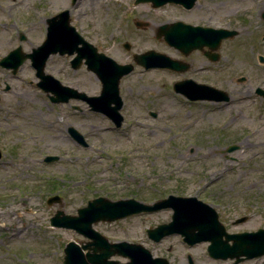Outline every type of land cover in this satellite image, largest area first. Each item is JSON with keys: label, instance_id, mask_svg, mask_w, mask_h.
I'll return each mask as SVG.
<instances>
[{"label": "rangeland", "instance_id": "374dc122", "mask_svg": "<svg viewBox=\"0 0 264 264\" xmlns=\"http://www.w3.org/2000/svg\"><path fill=\"white\" fill-rule=\"evenodd\" d=\"M207 7L210 19L199 7L197 17L186 21L235 29L238 36L222 42L216 63L206 64L199 52H192L187 60L193 67L184 73L145 71L134 65L119 82L124 121L118 129L82 102L50 103L36 86L29 61L16 76L7 74L11 89L0 100V264H62L68 242L87 240L73 230L50 226L49 219L56 211L76 215L97 196L148 202L168 194H195L218 204L216 210L223 208L230 219L247 216L236 229H264V99L255 94L256 88L264 90V62H258L259 56L264 58V0H210ZM142 9L150 20L149 50L183 59L155 39L156 27L180 13L167 6L135 8L124 0H98L95 21L102 33L114 32L112 38L105 36L100 49L119 64H133L121 46L131 41L125 17L137 16ZM21 10H30L29 0ZM41 42L40 37L0 38V58L18 46L29 53ZM62 60L50 57L45 71L87 95L100 93L93 73L85 67L61 69ZM189 78L226 91L230 100L188 101L173 91V83ZM68 127L87 138V148L71 140ZM229 145L237 149L227 152ZM55 155L57 161H43ZM52 195L61 202L48 205ZM170 217V210H162L98 222L93 228L110 242L136 243L154 256L164 255L170 264H184L186 255L195 264L224 263L209 258L203 243L188 248L179 236L159 244L149 241L145 230L169 222Z\"/></svg>", "mask_w": 264, "mask_h": 264}, {"label": "water", "instance_id": "95a60500", "mask_svg": "<svg viewBox=\"0 0 264 264\" xmlns=\"http://www.w3.org/2000/svg\"><path fill=\"white\" fill-rule=\"evenodd\" d=\"M151 1L154 7L167 3L183 4L185 8H191L194 0H146ZM264 19V13L262 14ZM53 23V21H50ZM162 35L169 46L179 50L183 55H188L193 50H202L208 47L216 51L223 39L233 38L236 31L222 29L198 28L184 25L180 22L170 25H163L157 32V37ZM71 39L59 36L53 26L48 29V37L41 46L33 49L31 53H22L20 48L11 51L0 60V65L12 69L13 72L26 60L31 61L35 69V76L40 79L37 86L45 93H51L50 101L53 103H67L70 99L85 102L93 112H99L110 118L115 126H120L122 117L119 109L122 101L119 96V80L129 74L133 66L130 64L119 65L111 58L102 53H96L95 49L87 45L89 52L77 56L74 59V68L79 66L82 58L85 57L87 70L93 72L101 83V91L98 96H87L71 87L62 86L56 79L43 72L45 62L50 54L56 51L60 54L68 52ZM212 61L217 60V54L210 55ZM136 64L144 69L169 68L175 71H185L187 67L182 66L178 61L169 57L148 52L145 55L134 56ZM262 60V59H260ZM244 79H240L242 82ZM174 90L182 93L190 100H210L215 102H226L229 96L226 92L210 86L195 84L190 80L174 84ZM257 94L264 97V91L257 89ZM71 136L80 144L84 145L83 137L73 128L69 129ZM237 146H230L227 151L231 152ZM57 157H47L45 161H55ZM59 201L54 197L48 203ZM163 208H172L174 213L171 222L159 225L147 231L148 237L159 242L162 238L179 234L188 245H194L202 241H209L207 251L214 259L225 260L238 258L241 255L253 258L264 255V230L255 233H242L233 238L231 246L220 241L223 229L217 221V215L209 206L197 202L194 198H182L169 196L152 206H144L133 200L109 201L105 198H97L89 201L87 206L77 210V216L64 215L58 211L50 219V224L55 227L73 229L83 237L89 239L80 246L74 242L67 243L64 248L63 264H169L164 258H152L150 252L140 245L127 242L110 243L105 237L92 228V224L99 221L112 222L122 219L141 211L153 212ZM231 237V236H229ZM84 251H86L84 253ZM112 256L128 258L126 263H119L110 260Z\"/></svg>", "mask_w": 264, "mask_h": 264}, {"label": "flooded vegetation", "instance_id": "af4514ba", "mask_svg": "<svg viewBox=\"0 0 264 264\" xmlns=\"http://www.w3.org/2000/svg\"><path fill=\"white\" fill-rule=\"evenodd\" d=\"M124 1L131 3L135 8L141 6L144 7L146 10H156L151 8V4L146 1L141 3H136L137 0ZM209 1L210 0H205L204 3L201 4L199 3V0H196L194 6L190 9H186L182 5L169 4L159 8V10L165 8L166 6L173 7L180 13V15L177 16L180 18L179 20H187L186 17H197L195 9L202 7L206 13V16H210L209 18H211V15L208 11L209 8L207 7ZM29 2L30 10L24 13L22 12L21 8L25 3V0H0V38L20 39L23 34L25 35L26 39L30 37H40L41 39H43L46 36L47 21L48 19L52 18H54L55 21L63 20L68 30H73V32L77 35L78 40L81 39L83 41L89 42L95 48H97L98 51H102L100 48L102 47L101 43H104L103 40H105V36L108 35L112 38L114 35L113 31H110L108 33H102L100 23L95 21L94 17L97 14L98 10V0H29ZM144 11L145 10L142 9V12L140 11L137 16L136 14H131V16L125 17V19H129L131 25V28H129V32L127 33L128 39L131 40V43L124 42L121 46L124 52L127 53L129 56L142 55L149 50L148 41L150 37L151 26L150 20ZM166 22V20L163 21V23ZM183 22L193 25H203L189 21ZM125 27L126 25L124 26V28ZM121 29L124 30L123 25L121 26ZM77 38H75V40H77ZM132 40L135 42H133ZM125 44L128 46L125 47ZM74 49L75 54L77 53L76 50H85V44L78 43ZM200 55L205 59L206 64H212V62L209 61L202 53H200ZM53 57L63 58L61 69H63V67L67 65L70 70L74 71L73 69H71L70 58L68 56H51V58ZM188 57L182 60L189 64L190 70L192 69L193 64L190 63V60H187ZM81 67H83L82 64ZM7 74L11 75L8 70L0 67V100L2 99V95L7 92L5 91V77L7 76ZM8 91H10V89ZM195 196L198 199L206 200L199 195ZM214 206L218 207L219 205L214 204ZM219 210L220 211H217L218 220L225 231V235L222 236V241H226L228 245H231L233 243V239H227L226 235L238 234L241 232H245V230L236 229V227L240 225L236 223V220L239 218L230 219L223 208ZM247 220L248 219L246 218V220L242 223H245ZM162 257H164V255ZM241 259L243 260L237 264H264V260L262 261L261 257L252 259ZM190 260L191 259L186 256L184 264H195L194 261ZM235 261L236 260L234 259L228 260L224 262V264H232Z\"/></svg>", "mask_w": 264, "mask_h": 264}]
</instances>
